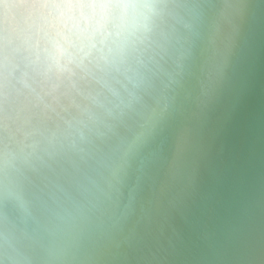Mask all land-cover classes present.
<instances>
[{"label": "bare ground", "instance_id": "6f19581e", "mask_svg": "<svg viewBox=\"0 0 264 264\" xmlns=\"http://www.w3.org/2000/svg\"><path fill=\"white\" fill-rule=\"evenodd\" d=\"M123 2L0 0V264H30L32 247L31 264L62 263L42 232L54 243L72 233L75 219L62 217L82 208L111 153L127 164L119 205L147 180L140 170L175 161L148 180L164 195L196 171L197 124L214 108L218 119L253 0H132L131 16L96 12Z\"/></svg>", "mask_w": 264, "mask_h": 264}, {"label": "water", "instance_id": "95a60500", "mask_svg": "<svg viewBox=\"0 0 264 264\" xmlns=\"http://www.w3.org/2000/svg\"><path fill=\"white\" fill-rule=\"evenodd\" d=\"M249 15L230 81L216 102L218 119L212 122L214 108L197 124L195 173L188 177L182 170L179 191L164 195L147 187L162 181L160 173L172 170L175 161L157 166L161 171L140 170L147 180H139L134 197L119 205V174L127 173V164L111 153L99 162L101 176L90 177L82 208L77 202L62 217L75 219L72 233L58 235L62 239L54 243L56 238L42 232L62 260L44 256L47 264H264V0H253ZM174 121L172 133L182 122L179 113ZM54 228L57 236L62 229Z\"/></svg>", "mask_w": 264, "mask_h": 264}, {"label": "clouds", "instance_id": "9594fccd", "mask_svg": "<svg viewBox=\"0 0 264 264\" xmlns=\"http://www.w3.org/2000/svg\"><path fill=\"white\" fill-rule=\"evenodd\" d=\"M136 11V7L132 0H124V2L118 8H110L106 6H100L96 9L98 15L111 16L116 15L118 17H127L131 16Z\"/></svg>", "mask_w": 264, "mask_h": 264}]
</instances>
